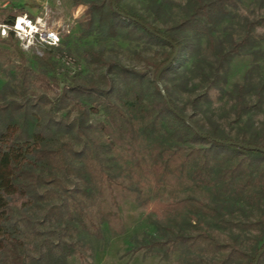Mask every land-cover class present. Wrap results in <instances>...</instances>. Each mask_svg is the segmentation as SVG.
Segmentation results:
<instances>
[{
  "label": "trees",
  "instance_id": "1",
  "mask_svg": "<svg viewBox=\"0 0 264 264\" xmlns=\"http://www.w3.org/2000/svg\"><path fill=\"white\" fill-rule=\"evenodd\" d=\"M233 1L188 0L190 13L160 29L143 14L126 9L124 0H72L88 7L83 34L103 40L122 38L161 50L153 57L138 53L136 58L145 67L139 70L105 55L98 45H87L82 55L98 73L85 80L71 74L72 56L61 43L43 48L41 55L33 53L34 69L11 32L0 40L9 46L0 50L6 61H17L8 73L9 82L0 89V264H68V257L78 252L76 242L67 239L73 221L101 238L100 225L117 220L110 207H100L96 213L88 205L94 203L95 191H107L112 207L128 194L148 205L134 188L121 192L125 186L117 179L121 171L117 160L126 166L130 161L157 185H173L184 175L198 185H220L210 203L197 204L215 218L242 211L251 217L259 214V220L229 225L264 229V151L251 148L264 150V134L243 131L231 136L200 117L202 104L209 101L208 87L221 78L226 55L218 51L210 72L199 70L198 83L180 68L195 56L188 34L207 36L211 44L217 10ZM149 3L159 13L167 0ZM254 23L264 24V18L249 22L247 29ZM244 42L241 39L235 46ZM190 85L200 94L193 95ZM237 90L239 109L254 106L243 101L242 87ZM94 113L104 119L92 123ZM143 138L154 141L151 161L137 148ZM117 146L124 148L119 157L113 154ZM187 202L188 198L158 201L151 210L167 214L180 211ZM197 238L217 254L215 264H253L264 245L260 239L261 244L248 252L236 240L219 241L201 230ZM178 240L186 239L174 234L154 244L167 246L168 257ZM257 264H264V252Z\"/></svg>",
  "mask_w": 264,
  "mask_h": 264
},
{
  "label": "rangeland",
  "instance_id": "2",
  "mask_svg": "<svg viewBox=\"0 0 264 264\" xmlns=\"http://www.w3.org/2000/svg\"><path fill=\"white\" fill-rule=\"evenodd\" d=\"M84 1L86 3L87 0ZM123 6L143 14L160 29L172 25L191 11L188 0H167V4L159 13L155 12L149 0H124ZM43 7L51 11V16L57 22L62 20L70 25V34L61 36L60 43L61 46L69 48L73 57L70 58L69 64L71 74H78L83 80L98 73L92 64L85 62L82 55V48L87 45H98L105 55L139 70L145 67L136 58L138 53L153 57L157 51H161L156 46L146 49L142 44L122 38L103 40L95 35L83 34L81 26L87 20L85 11L88 7L85 4L74 5L72 0H0V24L11 21L19 14L35 17ZM79 7L82 10L77 13ZM260 18H264V0H234L232 3L225 2L221 9L217 10L211 44L207 36H196L192 32L188 34L196 48L195 56L185 61L180 68L187 70L192 83H198L200 69L205 73L210 72V65L215 63L218 51L226 55L224 66L220 69L221 78L208 87L209 101L202 104L200 117L206 123L210 121L218 125L231 136L243 131L248 135L252 131L257 135L264 134V24L254 23L247 29L249 22ZM6 37L0 30V40ZM241 39L245 40L244 44L236 47L235 44ZM19 47L27 55L29 64L36 69L33 52L24 49L20 43ZM6 49H9V46L0 41V50ZM156 57L161 58L159 54ZM16 65V60L7 62L0 53L1 90L9 82L8 73L13 72ZM239 86L242 87L240 95L243 101L254 106L239 109L236 99ZM260 86H263V89L261 97L258 98ZM188 88L194 89L193 95L201 92L195 85ZM188 95V92H185L182 98L186 100ZM103 119L104 116L100 113L90 116V121L94 124ZM153 142L152 139L143 138L137 146L148 161L152 159L149 149ZM123 151L122 146H117L113 154L119 157ZM127 162L126 166L121 160L114 161L121 170L117 179L125 186L121 187V192L125 193L123 188H134L140 200H147L148 205L141 204L128 194L122 200L118 198V206L112 207L107 191H95L91 197L94 203L88 205L96 213L100 207H110L116 213L117 220L100 225L101 238H96L91 228L88 230L79 222L73 221L69 226L67 239L76 242L78 252L68 257V264H215L218 256L207 250L203 241L197 238L200 230L219 241L236 240L248 252L255 245L259 246L264 239V229L244 230L229 225L239 220L249 223L254 219L259 220V214L251 217L249 213L242 211L215 218L197 204L210 203L220 185H198L189 175H184L173 185H157L143 171L133 167L130 161ZM182 198H188V202L180 211L166 214L151 210L155 202ZM26 208L30 209L29 206ZM174 234L183 235L186 240H178L167 257V246L161 247L154 242H165ZM239 264H245V261Z\"/></svg>",
  "mask_w": 264,
  "mask_h": 264
},
{
  "label": "built area",
  "instance_id": "3",
  "mask_svg": "<svg viewBox=\"0 0 264 264\" xmlns=\"http://www.w3.org/2000/svg\"><path fill=\"white\" fill-rule=\"evenodd\" d=\"M2 35L10 32L20 45L36 55L42 54V48L59 45L61 36L70 34V25L65 21H56L51 11L43 7L35 17L19 14L7 23L0 24Z\"/></svg>",
  "mask_w": 264,
  "mask_h": 264
},
{
  "label": "water",
  "instance_id": "4",
  "mask_svg": "<svg viewBox=\"0 0 264 264\" xmlns=\"http://www.w3.org/2000/svg\"><path fill=\"white\" fill-rule=\"evenodd\" d=\"M175 54H176V51H175ZM171 61H172V59H171V60H170L165 66H167ZM163 68H164V67H162V68L157 72V74H156V80H159V76H160V73L162 72ZM251 148H256V149H258V150H260V151H264L263 149L258 148V147H253V146H251ZM263 252H264V245H263V247L258 251L257 255L255 256V259H254L253 264H257V262H258V260H259V258H260V256H261V254H262Z\"/></svg>",
  "mask_w": 264,
  "mask_h": 264
},
{
  "label": "bare ground",
  "instance_id": "5",
  "mask_svg": "<svg viewBox=\"0 0 264 264\" xmlns=\"http://www.w3.org/2000/svg\"><path fill=\"white\" fill-rule=\"evenodd\" d=\"M81 10H82V8H81V7H79V8H78V11H77V13H80V12H81Z\"/></svg>",
  "mask_w": 264,
  "mask_h": 264
}]
</instances>
